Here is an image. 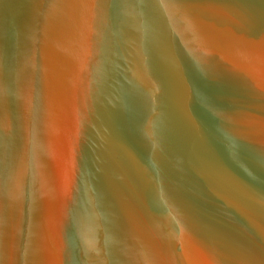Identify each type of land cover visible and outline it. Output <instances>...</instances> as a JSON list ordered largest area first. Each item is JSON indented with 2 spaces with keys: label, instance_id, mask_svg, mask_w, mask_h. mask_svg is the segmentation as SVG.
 <instances>
[{
  "label": "water",
  "instance_id": "obj_1",
  "mask_svg": "<svg viewBox=\"0 0 264 264\" xmlns=\"http://www.w3.org/2000/svg\"><path fill=\"white\" fill-rule=\"evenodd\" d=\"M0 264H264V0H0Z\"/></svg>",
  "mask_w": 264,
  "mask_h": 264
}]
</instances>
